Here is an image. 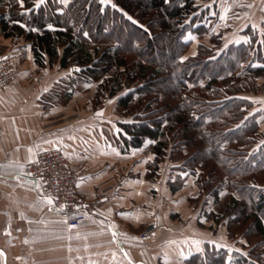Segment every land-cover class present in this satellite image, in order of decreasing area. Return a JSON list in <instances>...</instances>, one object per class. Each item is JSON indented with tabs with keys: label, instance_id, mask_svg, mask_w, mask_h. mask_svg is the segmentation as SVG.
<instances>
[{
	"label": "trees",
	"instance_id": "obj_1",
	"mask_svg": "<svg viewBox=\"0 0 264 264\" xmlns=\"http://www.w3.org/2000/svg\"><path fill=\"white\" fill-rule=\"evenodd\" d=\"M202 16L195 0H114L107 11L99 0L65 6L0 0V34L22 35L38 66L56 62L70 68L76 82H96L97 102L123 91L116 107L130 120L119 122L122 150L149 139L147 176L168 158L195 176L196 201L221 197L220 213H204L224 221L228 237L242 240L245 252L205 245L180 264H264V132L260 111L251 110L246 96L264 75V37L250 32L248 42L221 46L220 33H210ZM187 29L221 50L214 55L200 42L194 55L181 58ZM127 48L135 55L130 63ZM181 183L176 174L170 189Z\"/></svg>",
	"mask_w": 264,
	"mask_h": 264
},
{
	"label": "crops",
	"instance_id": "obj_2",
	"mask_svg": "<svg viewBox=\"0 0 264 264\" xmlns=\"http://www.w3.org/2000/svg\"><path fill=\"white\" fill-rule=\"evenodd\" d=\"M234 2L196 4L202 21L206 18L210 30L229 43L248 42L250 32L261 40L264 0ZM247 5L256 9L251 18L232 21L234 6ZM3 58L11 59L14 74L0 90V264H180L205 245L245 252L242 240L228 237L224 221L206 217L216 208L215 213L221 212L222 205L216 207L221 197L216 205L211 195L212 203L196 201L195 176L168 158L159 163L155 176H147V163L153 159L149 139L122 150L119 122L130 116L120 117L112 106L95 103L94 84L83 89L74 85L68 99H60L66 69L38 66L22 35L0 34ZM51 148H61L77 174L79 195H104L76 225L66 223L25 171L27 162ZM176 174L182 183L172 191ZM148 222L155 229L140 238L138 231Z\"/></svg>",
	"mask_w": 264,
	"mask_h": 264
},
{
	"label": "built area",
	"instance_id": "obj_3",
	"mask_svg": "<svg viewBox=\"0 0 264 264\" xmlns=\"http://www.w3.org/2000/svg\"><path fill=\"white\" fill-rule=\"evenodd\" d=\"M14 74L9 58L0 60V90L9 84ZM26 173L37 183L39 194L47 198L60 211L68 225H76L93 213L104 195L85 197L78 194V178L68 165L61 148H51L39 152L25 165ZM155 229L148 222L139 232L140 238L150 235Z\"/></svg>",
	"mask_w": 264,
	"mask_h": 264
},
{
	"label": "rangeland",
	"instance_id": "obj_4",
	"mask_svg": "<svg viewBox=\"0 0 264 264\" xmlns=\"http://www.w3.org/2000/svg\"><path fill=\"white\" fill-rule=\"evenodd\" d=\"M42 1L43 0H34V2H35L36 5L40 4ZM56 1L59 2L62 6H65L70 0H64L65 2H62V0H56ZM99 1H100V10L101 11H104V10L107 11V9H109L110 7H113V5H114V0H110L109 2H108V0H99ZM196 1L197 0H195V2ZM234 1H235L234 2L235 5H237V3H239V0H234ZM234 7L237 10L235 11V13L232 14L231 19H232V21H235V22H238V23H241L242 22L241 20H245L247 18H251V16L256 12V9L255 8L252 9V6H249V5L244 6V7H238V6L237 7L234 6ZM202 18H203V16H202ZM201 22L204 23L205 26H207L208 31L210 33H216V31H211L210 30V28L212 26H210V24L207 23L208 20L206 21V18H205V21L204 22L202 20H201ZM98 38L102 40V37L100 38V36H98ZM183 39L184 40H188L189 41V44H188L185 52L182 54L181 58H183V57H185L187 55H191V56L194 55L197 52L198 43H200V42H202V43L205 42L210 47H212L211 49L214 52V55H216L221 50L220 48H222V47H215V46L212 45L211 42H208V36L207 35L200 36V37H195V34L190 29H187L184 32ZM220 39H221L222 43L224 42L223 45H221V46L226 45L227 42H228V40H230V39H228L226 37L224 38L223 35H221V33H220ZM124 54H126L125 55V58L127 59V61L129 63H130V61L133 60V58H135L134 57L135 56L134 55V52H132V50H130L129 48H127L126 53H124ZM253 64H255V63H253ZM46 66L54 67L56 69H62V68H59L58 67V64L56 62L53 63V64H51V65H46ZM65 69H66V72L67 73L65 75L66 77H64V81H65V84L64 85L65 86L63 85L64 86L63 87V91H62L63 93L70 91V89L71 90H74V85L75 86H79L81 89H83V86H85L86 84H94L93 86L91 85V92L95 90L94 92L96 93V82L86 83L85 81H82V80H80V81L78 80L76 82V80L72 78L74 76L72 75L73 73H72L71 69L70 68H65ZM257 84L258 85H257L256 91L255 92H252V93H247L246 96L252 100L253 105L251 107V110L252 111L259 110L260 111V113H259V115L257 117L258 120H259V129L261 128L260 131L261 132H264V75L257 76ZM94 86H95V88H94ZM122 92L123 91H121L120 93H122ZM120 93H118V94H120ZM117 95L111 96V97L104 96L98 102L95 100V98L93 100L95 101V103H98V104L101 103L100 104V107L104 106V104L107 105L106 106L107 109H108V106H112L114 113H117L118 115H120V117L129 116V115H123L122 110H118V108L116 107ZM61 98L68 99V98L65 97V94H63V96H61L60 99ZM113 105H115L116 108ZM260 139L263 140L264 139V136L261 137ZM161 171H163L162 168L160 169V172ZM183 190H185V188ZM204 198H206V200H208V203H212L211 202L212 199H211L210 195H208L207 197L203 195V197H201L200 199H198V201H200L201 203H203V199ZM222 204L223 203H222V200L221 199H219V201L217 202V205H216V203H214V205H216V207L217 206L220 207ZM216 209L218 210V208H216ZM217 210H214V212L217 211ZM219 212H220V209H219ZM211 226H213V225H211Z\"/></svg>",
	"mask_w": 264,
	"mask_h": 264
},
{
	"label": "water",
	"instance_id": "obj_5",
	"mask_svg": "<svg viewBox=\"0 0 264 264\" xmlns=\"http://www.w3.org/2000/svg\"><path fill=\"white\" fill-rule=\"evenodd\" d=\"M74 69H76V66H74Z\"/></svg>",
	"mask_w": 264,
	"mask_h": 264
}]
</instances>
